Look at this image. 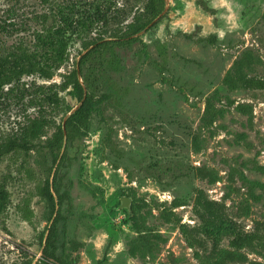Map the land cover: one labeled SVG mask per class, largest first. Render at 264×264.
<instances>
[{"label":"rangeland","instance_id":"1","mask_svg":"<svg viewBox=\"0 0 264 264\" xmlns=\"http://www.w3.org/2000/svg\"><path fill=\"white\" fill-rule=\"evenodd\" d=\"M157 7L156 0H0V56L25 51L32 63L0 65V146L56 140L59 123L80 104L69 75L85 46L134 34ZM154 20L136 34L140 40L116 49L121 69L105 70L90 88L108 100L79 146L69 148L64 183L72 184L60 229L74 264H212L209 251L191 247L180 228L199 223L198 188L225 202L245 230L264 222V90L225 83L239 59L249 61V75L264 77V0H166ZM31 65L54 75L44 78ZM80 81L87 88L84 73ZM207 99L218 112L210 125ZM109 126L124 151L119 166L102 142ZM27 159L44 178L41 153ZM20 164L22 156L0 161L11 200L0 213V264H37L50 225L47 203ZM192 166L211 170L214 181L195 176ZM123 197L129 209L120 208ZM27 198L31 221L19 211ZM175 199L185 204L174 207ZM126 210H136L142 234ZM242 251L249 261L231 264L264 263V247Z\"/></svg>","mask_w":264,"mask_h":264},{"label":"trees","instance_id":"2","mask_svg":"<svg viewBox=\"0 0 264 264\" xmlns=\"http://www.w3.org/2000/svg\"><path fill=\"white\" fill-rule=\"evenodd\" d=\"M156 1L158 2L156 11L145 23L136 29L134 34L128 37L119 35L117 39L100 37V39L92 40L85 46L87 50L81 54L76 67L69 75L76 86L80 104L69 115L65 124L64 121L59 123L56 140L41 143L27 139H13L0 146V161L7 156L11 159L14 158V160L22 156V164L19 166V171L24 173L28 180L36 184L34 194L44 198L47 203V219L50 225L48 234L46 238L44 237L45 246L42 250V256L37 264H74L73 261H68V255L65 253V236L60 229L61 221L64 219L61 215L62 207L70 197V188L67 184H72L71 181L64 183L66 175L64 169L69 166V160L73 157L69 153V148L73 145L79 146L78 141L82 137V130L89 128L90 117L93 113L101 111L102 114L101 104L103 100L104 102L108 100L109 95L104 94L100 98H96L94 90L91 89L103 77L105 70L113 69L118 71L121 69V61L116 49L122 46H131L134 42L140 40V37L136 36V34L149 26L157 15L166 10V0ZM166 14L165 12L159 21ZM154 25L156 24H153L150 28ZM186 35L192 37V35ZM210 41L214 42L215 39L211 38ZM11 59L32 64L29 55L25 51L23 53L13 51L7 55L0 56V65L8 64ZM248 62L244 59L235 61L233 71L227 75L225 83L234 90L238 87L264 90V77L251 76L244 70ZM31 68L44 78H51L54 75V71L50 69H41L34 65H31ZM82 73H84L87 81V88H91V91H88L86 85L80 81ZM206 103L207 110L204 120L206 124L210 125L215 120L218 112L210 99H207ZM113 135V127H107L102 142L105 147H109L110 151L117 156L114 164L119 166L118 160L123 157L124 151L117 148ZM33 150L41 153V164L45 168L44 178H38L35 175V170L28 165L27 154ZM151 165L155 166L156 164L153 163ZM261 168L264 170V167ZM190 169L195 176L203 179L212 178L211 180L214 181L213 172L208 168L192 166ZM127 195L131 196V194ZM30 201L31 199L27 198L25 203L19 206L20 214L27 221H31L34 216V212L30 208ZM10 203V193L5 183L0 182V213H6ZM184 204L177 199L173 202L174 207ZM193 211L199 219L198 225L189 227L186 224H180L181 231L191 247L209 251L208 258L212 264L246 263L249 259L246 253L242 251L243 249L253 250L259 246L264 247V222L258 221L253 231L245 230L229 215L225 202L210 198L207 192L201 188L196 189ZM126 212L133 227L142 234L143 223L140 222V217H138L136 210H126ZM224 240H228L229 247L222 245ZM23 264L32 263L29 261ZM95 264H102V260H98ZM250 264L264 263L254 260L250 261Z\"/></svg>","mask_w":264,"mask_h":264},{"label":"water","instance_id":"3","mask_svg":"<svg viewBox=\"0 0 264 264\" xmlns=\"http://www.w3.org/2000/svg\"><path fill=\"white\" fill-rule=\"evenodd\" d=\"M161 16V15H160ZM159 16V17H160ZM153 22H155V20L154 21H152V23ZM75 110V109H74ZM73 112V111H72ZM71 112V113H72ZM68 118V117H67ZM67 118L64 120V124H65V122H66V120H67ZM65 148V147H64ZM129 207H130V199L128 198V197H123L122 198V200H121V204H120V208H124V209H129Z\"/></svg>","mask_w":264,"mask_h":264}]
</instances>
